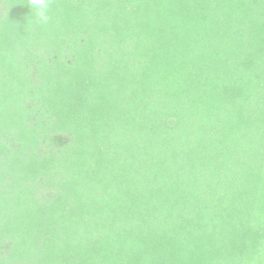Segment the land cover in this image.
I'll return each instance as SVG.
<instances>
[{"label":"trees","instance_id":"trees-1","mask_svg":"<svg viewBox=\"0 0 264 264\" xmlns=\"http://www.w3.org/2000/svg\"><path fill=\"white\" fill-rule=\"evenodd\" d=\"M44 3L0 0V264H264V0Z\"/></svg>","mask_w":264,"mask_h":264},{"label":"clouds","instance_id":"clouds-1","mask_svg":"<svg viewBox=\"0 0 264 264\" xmlns=\"http://www.w3.org/2000/svg\"><path fill=\"white\" fill-rule=\"evenodd\" d=\"M34 2L40 4L42 9L47 7L44 0H34ZM39 14L42 16L45 15L44 11H41Z\"/></svg>","mask_w":264,"mask_h":264}]
</instances>
